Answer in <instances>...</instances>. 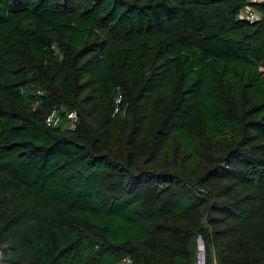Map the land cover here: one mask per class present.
I'll list each match as a JSON object with an SVG mask.
<instances>
[{
    "label": "trees",
    "instance_id": "1",
    "mask_svg": "<svg viewBox=\"0 0 264 264\" xmlns=\"http://www.w3.org/2000/svg\"><path fill=\"white\" fill-rule=\"evenodd\" d=\"M243 1L0 0V264H264Z\"/></svg>",
    "mask_w": 264,
    "mask_h": 264
},
{
    "label": "built area",
    "instance_id": "2",
    "mask_svg": "<svg viewBox=\"0 0 264 264\" xmlns=\"http://www.w3.org/2000/svg\"><path fill=\"white\" fill-rule=\"evenodd\" d=\"M264 2V0H244L241 9L238 12V18L247 22H256L259 17V11L256 10L255 5ZM62 112V111H61ZM65 119L67 120L69 127L73 126L76 121V113L74 110H65ZM60 122V114L58 109H51L44 117V124L46 126H56ZM130 257L125 255L121 257L116 264H130ZM196 264H203V259H197Z\"/></svg>",
    "mask_w": 264,
    "mask_h": 264
},
{
    "label": "rangeland",
    "instance_id": "3",
    "mask_svg": "<svg viewBox=\"0 0 264 264\" xmlns=\"http://www.w3.org/2000/svg\"><path fill=\"white\" fill-rule=\"evenodd\" d=\"M66 14L68 15V17L70 16V18H72L74 16V14L71 12L70 9H67ZM97 36H99V30L96 29V32H94ZM196 243V260L197 259H201L203 258V250H202V243H201V239L199 237H196L195 240Z\"/></svg>",
    "mask_w": 264,
    "mask_h": 264
}]
</instances>
